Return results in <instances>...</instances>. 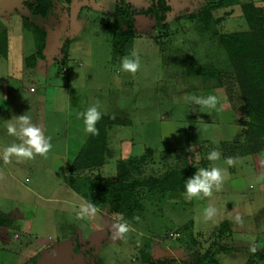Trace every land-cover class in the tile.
I'll return each instance as SVG.
<instances>
[{
  "label": "rangeland",
  "instance_id": "1",
  "mask_svg": "<svg viewBox=\"0 0 264 264\" xmlns=\"http://www.w3.org/2000/svg\"><path fill=\"white\" fill-rule=\"evenodd\" d=\"M117 2L53 3L45 14L39 0H0L7 37L0 50V264H145L144 255L163 264H264V127L253 128L220 41L223 33L251 28L243 4L255 3L264 16V0L211 12L200 0H171L169 24L138 14L130 39L114 35ZM36 26L47 33L43 56ZM133 52L139 69L122 71V58ZM193 95H215L217 105H197ZM93 105L127 124L109 127L111 158L89 176L115 177L118 163L131 157L140 159L129 165L135 177L193 162L226 169L221 189L191 201L180 192L145 197L121 217L104 204L93 216H78L92 196L68 168L90 135L77 113ZM19 115L37 126L41 116L52 145L46 155L4 160V148L20 143L7 132ZM213 149L220 158L209 161ZM210 204L217 212L205 220ZM123 221L131 230L121 239L113 224Z\"/></svg>",
  "mask_w": 264,
  "mask_h": 264
},
{
  "label": "trees",
  "instance_id": "2",
  "mask_svg": "<svg viewBox=\"0 0 264 264\" xmlns=\"http://www.w3.org/2000/svg\"><path fill=\"white\" fill-rule=\"evenodd\" d=\"M44 5L47 14L52 4L60 3L70 5L72 0H39ZM147 6H136L131 0H118L114 11V35L127 39L135 36V16L138 14H151L160 26L167 25L173 15L171 0H148ZM240 0H200V9L211 12L239 4ZM31 9L30 16L37 8ZM243 12L247 18L250 29L223 33L220 41L223 44L235 80L245 103L246 110L251 118L253 128L258 132L264 126V16L255 3L243 4ZM35 34L39 40L38 56H43L47 33L40 26H36ZM0 50H7V37L5 32L0 33ZM35 57V56H33ZM127 122L112 115H102L97 122L98 135L90 134L79 153L72 160L68 171L74 175V183L83 184L88 192L84 191L95 206L104 204L108 213L114 216H123L140 206L142 198L160 196L170 197L174 192L183 193L185 181L198 169L197 164L186 162L183 166L172 168L162 175H148L135 177L129 165L140 160L138 157L121 161L117 165L115 177L99 173L89 176L87 172L100 169L109 158L111 151L107 147L109 127L113 125H126ZM225 145V144H224ZM184 156L186 152L182 151ZM107 158V159H106ZM3 215V213H2ZM77 245L76 251L79 249ZM145 264H163L149 255H144Z\"/></svg>",
  "mask_w": 264,
  "mask_h": 264
},
{
  "label": "clouds",
  "instance_id": "3",
  "mask_svg": "<svg viewBox=\"0 0 264 264\" xmlns=\"http://www.w3.org/2000/svg\"><path fill=\"white\" fill-rule=\"evenodd\" d=\"M80 52V49H76ZM83 54L91 55V49L83 50ZM140 67L139 58L136 53L131 54V58L125 56L121 60V70L131 73H135ZM191 101L197 105H201L205 108L214 109L217 105V97L215 95L198 96L193 95ZM102 113L98 108V105L87 107L83 111L77 113V118L83 120L84 132L86 134L98 135L99 129L96 127L97 122L101 119ZM16 118L10 119L7 124L8 134L18 138L20 143H12L6 146L3 150V158L7 161L12 155L18 158L31 159L35 154L46 155L51 149L52 145L49 138L45 137L42 129L31 123L30 117L27 115L15 116ZM220 158V152L213 149L207 154L209 161H216ZM226 163L232 165L234 163L233 158H227ZM226 169L219 167L205 168L201 167L189 177L184 184V191L182 195L188 201L196 199H202L203 197H210L213 189L219 191L222 187L224 180L223 173ZM96 207L93 203L87 202L80 205L78 216H93L96 212ZM217 212V209L213 205L203 209V218L210 220ZM139 220L140 217H135ZM237 221H240V217H236ZM115 228L114 236H118L121 239L131 230V225L127 221L117 222L113 224ZM252 253L257 251L256 246L250 248Z\"/></svg>",
  "mask_w": 264,
  "mask_h": 264
},
{
  "label": "crops",
  "instance_id": "4",
  "mask_svg": "<svg viewBox=\"0 0 264 264\" xmlns=\"http://www.w3.org/2000/svg\"><path fill=\"white\" fill-rule=\"evenodd\" d=\"M39 97H40L41 99L44 98V96H39ZM0 105H1V99H0ZM40 121H41V116L38 115V125L42 127L43 124H42V122L40 123ZM41 127H40V128H41ZM41 129H42V128H41Z\"/></svg>",
  "mask_w": 264,
  "mask_h": 264
}]
</instances>
